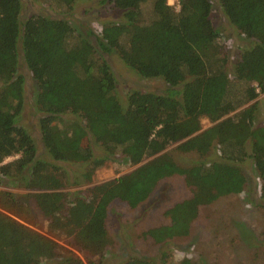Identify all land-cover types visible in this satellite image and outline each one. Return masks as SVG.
I'll use <instances>...</instances> for the list:
<instances>
[{"label": "trees", "instance_id": "1", "mask_svg": "<svg viewBox=\"0 0 264 264\" xmlns=\"http://www.w3.org/2000/svg\"><path fill=\"white\" fill-rule=\"evenodd\" d=\"M38 1L66 14L81 0ZM216 1L248 44L233 63V83L226 77L227 59L210 20L209 0H177V10L166 0H108L122 21L96 36L40 13L22 20L20 0H0V186L26 191L47 228L62 232L82 256L14 220L10 215L22 217V205L2 191L0 208L11 214L0 211V264H104L109 204L134 208L170 175L182 176L189 196L165 210L168 224L141 233L153 244L186 237L200 207L240 194L246 184L241 165L247 161L264 200V124H253L254 100L264 94V0ZM97 51L114 53L137 76L159 79L165 88L157 94L132 91L121 107L115 78ZM24 74L35 85L39 142L52 163L39 156L33 138L17 124ZM235 83L242 85L240 91L232 88ZM201 118L210 124L205 129ZM91 140L102 158L92 159ZM172 145L198 160L177 167L163 152ZM213 148L217 159L206 162ZM114 155L135 168L82 192L64 191L76 186L64 165L88 163L81 175L88 182ZM159 261L167 264V255ZM121 264L153 260L133 255ZM171 264L194 263L182 258Z\"/></svg>", "mask_w": 264, "mask_h": 264}, {"label": "rangeland", "instance_id": "2", "mask_svg": "<svg viewBox=\"0 0 264 264\" xmlns=\"http://www.w3.org/2000/svg\"><path fill=\"white\" fill-rule=\"evenodd\" d=\"M209 1L211 3L210 20L218 30L220 44L227 59L226 77L230 83H233L231 79L233 63L239 52L248 44L229 26L217 1ZM166 2L177 10V0H166ZM20 3L22 20L37 13L57 17L66 21L76 33L80 34L88 31L96 36L102 27L122 21V13L113 9L108 0L77 1L66 14H58L56 10L47 8L38 0H20ZM88 39L94 43L93 37ZM96 55L106 61L115 78V94L121 107H125V97L132 91L157 94L165 88L159 79H143L137 76L132 70L126 68L114 53L104 55L97 51ZM18 71L23 72L21 67ZM24 75V103L17 117V124L33 138L39 156L52 163L44 154L39 142L37 130L39 114L33 106L35 85L28 74ZM232 88L240 91L242 85L235 83ZM254 101L256 109L253 124L254 126L262 125L264 124V94L259 95ZM209 125L207 120L200 119L201 129ZM174 147L175 145L169 146L163 152L177 167L188 168L198 160L194 153H179ZM91 149L92 159L102 158L101 148L92 140ZM216 159V148H213L206 162ZM87 165L88 163L64 165L69 177L76 182V186L68 187L64 191L82 192L92 185L114 179L135 168L121 162L119 157L114 155L113 158L104 160L86 182L81 175L87 169ZM241 168L245 174L246 184L240 194L226 195L209 205L200 207L189 234L164 244H153L150 239L142 238L141 233L149 228L168 224L169 221L164 217L165 210L189 196L188 190L183 185L182 176L170 175L158 180L147 198L134 208H129L121 202H111L105 219V230L110 244L105 251L104 264H121L133 255L152 259L153 264H161L159 260L162 253L167 255V264L178 262L182 258H188L194 264H264V200L259 197V180L252 164L247 161L241 165ZM2 191H8L18 199L23 208V215L22 217L13 216L1 208L0 211L11 214L10 216L20 224L53 240L61 249L82 258L81 254L67 243L62 232L50 231L47 228L46 221L36 211L32 201L24 197L26 191L0 186V192Z\"/></svg>", "mask_w": 264, "mask_h": 264}]
</instances>
